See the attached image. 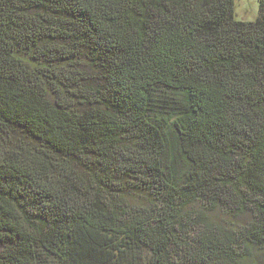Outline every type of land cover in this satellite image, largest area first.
Listing matches in <instances>:
<instances>
[{"label": "trees", "instance_id": "trees-1", "mask_svg": "<svg viewBox=\"0 0 264 264\" xmlns=\"http://www.w3.org/2000/svg\"><path fill=\"white\" fill-rule=\"evenodd\" d=\"M0 0V264H264V0Z\"/></svg>", "mask_w": 264, "mask_h": 264}, {"label": "rangeland", "instance_id": "rangeland-1", "mask_svg": "<svg viewBox=\"0 0 264 264\" xmlns=\"http://www.w3.org/2000/svg\"><path fill=\"white\" fill-rule=\"evenodd\" d=\"M237 19L253 20L257 16V0H233Z\"/></svg>", "mask_w": 264, "mask_h": 264}]
</instances>
